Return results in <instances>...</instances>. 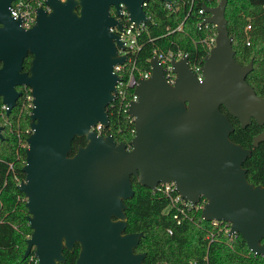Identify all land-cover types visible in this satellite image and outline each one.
<instances>
[{"label": "water", "instance_id": "water-1", "mask_svg": "<svg viewBox=\"0 0 264 264\" xmlns=\"http://www.w3.org/2000/svg\"><path fill=\"white\" fill-rule=\"evenodd\" d=\"M10 1L0 0V96L8 113L20 94L16 85L32 95L24 180L17 185L32 230L23 258L32 251L37 264H59L63 250L77 243L75 264H143L145 253L135 251L142 233L125 232L132 175L152 191L174 182L192 206L204 198V219L228 222L230 234L264 254V185L248 181L243 163L251 149L229 138L234 127L220 110L242 128L254 119L263 127L252 145L264 141V97L246 81L252 60L241 65L234 59L227 0L202 6V22L216 34L201 80L186 55L171 60L173 84L157 56L150 58L151 75L138 81L137 100L128 107L134 120L129 148L92 127L108 125L118 80L113 66L126 59L118 52L123 41L110 30H122V23L110 8L119 14L122 3L138 27L149 21L148 0H46L50 10L39 7L27 29L10 15ZM74 137H84L85 144L70 155Z\"/></svg>", "mask_w": 264, "mask_h": 264}, {"label": "trees", "instance_id": "trees-1", "mask_svg": "<svg viewBox=\"0 0 264 264\" xmlns=\"http://www.w3.org/2000/svg\"><path fill=\"white\" fill-rule=\"evenodd\" d=\"M219 0H148L143 6L149 17L137 37L139 49L136 54L138 66L148 69L153 50L166 53L181 50L187 54L190 64L203 62L209 52L206 38L214 27L203 23L206 15L199 12L203 5L214 6ZM227 29L232 36L234 59L241 65L252 60V69L246 81L257 95L264 97V0H227L225 7ZM250 29L246 30V26ZM29 53L23 61V70L30 64ZM23 98L7 112L0 114L3 127L0 138V264H35L32 251L23 258L26 240L31 234L25 206V197L17 187L24 180L22 167L25 162L26 138L30 133L29 107ZM234 129L229 138L251 149L243 167L253 184L264 185V141L252 145L253 137L263 126L254 119L242 128L237 118L221 106ZM109 123L103 134H111L119 142L129 143L134 124L117 100L107 106ZM84 137L72 140L73 154L78 145H84ZM134 194L124 200L127 208L125 232H141L136 252H144L143 264H264V254L252 253L239 235L228 236L224 222L217 225L206 220L193 208L180 222L173 217L168 197L138 183L131 176ZM169 230L171 232H169ZM264 244V238L261 240ZM79 245L72 251L63 250L65 261L59 264H75Z\"/></svg>", "mask_w": 264, "mask_h": 264}, {"label": "built area", "instance_id": "built-area-1", "mask_svg": "<svg viewBox=\"0 0 264 264\" xmlns=\"http://www.w3.org/2000/svg\"><path fill=\"white\" fill-rule=\"evenodd\" d=\"M145 4L146 2L143 4V6ZM167 5L170 6V2H167ZM39 7H42L47 11L50 10V7L46 4V0H11L8 6V10L10 15L14 19H18L20 21V25L24 29H27L31 27L35 22L36 12ZM119 7V14H116L115 9L113 7L110 8V12L122 23V30H119L116 26L110 28V30L114 31L115 33H118L120 40L123 41V47H119L118 52L119 54L125 55L126 59L124 62L117 63L113 66V71L118 75V80L116 82L115 97L112 101L117 100L121 107H123V110L128 113V107L130 103L137 100L135 86L137 85L139 80L148 78L151 75V68L150 64L148 69H145L138 66L136 63V54L140 47L137 42V37L143 30L146 22H140L139 26L136 27L134 22H131L129 20L128 13L124 5L120 3ZM199 12L203 13V8L199 9ZM245 29H250V25L248 24ZM206 41L210 50V48L214 45L215 32L214 34H210L208 38H206ZM154 55L157 56L159 63L162 65L163 74L166 81L170 84H173L176 78V74L173 71L171 60L172 58L180 59L184 55L187 56V54L181 50H177L176 52L168 51L166 53L157 52L156 50H153V54L151 55V57H153ZM202 63H189V68L196 74L198 80H201L202 78L200 70ZM23 104L29 107L31 110L32 95L30 92L24 96ZM2 108H5V105H2ZM128 116L133 122V117L129 114ZM105 127L106 126L97 123L95 126L92 127V129L99 134H103V130L105 129ZM132 131L134 132V128ZM127 148H129L128 143ZM155 191H158L168 197L170 207H173L175 210V212L173 213V217L177 220V222H180L182 219L187 217L189 210L193 207L195 210L201 213V209L205 203V199L201 198L194 206H192L189 200L181 197V195L176 190L174 182L172 181L158 183ZM220 222H224L223 228L228 236L234 235L230 234V224L228 222L212 220V223L214 225H217ZM169 232L171 231L169 230ZM31 256L33 262L37 264V258L34 257L33 253Z\"/></svg>", "mask_w": 264, "mask_h": 264}, {"label": "flooded vegetation", "instance_id": "flooded-vegetation-1", "mask_svg": "<svg viewBox=\"0 0 264 264\" xmlns=\"http://www.w3.org/2000/svg\"><path fill=\"white\" fill-rule=\"evenodd\" d=\"M26 57V56H25ZM25 57H24V59H25ZM31 57H32V55H31ZM24 59H23V61H24ZM31 60V59H30ZM0 66H1V61H0ZM29 67V66H28ZM28 70V69H27ZM27 70H23V62H22V71H27ZM28 87H25V86H22V85H16L15 86V90L17 91V92H20V94L18 95V97H17V99H16V101H15V105L21 100V98H23V93H24V91L27 89ZM30 90V89H29ZM2 105H5V104H3L2 103V97L0 96V114H3V112H7L6 111V109H7V106L5 105V108H2ZM14 108V107H13ZM12 108V109H13ZM11 109V110H12ZM10 110V111H11Z\"/></svg>", "mask_w": 264, "mask_h": 264}, {"label": "rangeland", "instance_id": "rangeland-1", "mask_svg": "<svg viewBox=\"0 0 264 264\" xmlns=\"http://www.w3.org/2000/svg\"><path fill=\"white\" fill-rule=\"evenodd\" d=\"M213 27H214V26H213ZM214 32H215V34H216L215 27H214V30L212 31V33L214 34ZM212 33H211V34H212Z\"/></svg>", "mask_w": 264, "mask_h": 264}, {"label": "bare ground", "instance_id": "bare-ground-1", "mask_svg": "<svg viewBox=\"0 0 264 264\" xmlns=\"http://www.w3.org/2000/svg\"><path fill=\"white\" fill-rule=\"evenodd\" d=\"M215 42V41H214Z\"/></svg>", "mask_w": 264, "mask_h": 264}]
</instances>
